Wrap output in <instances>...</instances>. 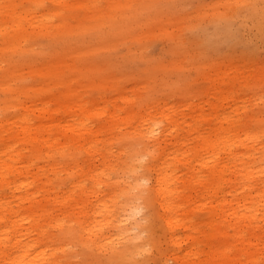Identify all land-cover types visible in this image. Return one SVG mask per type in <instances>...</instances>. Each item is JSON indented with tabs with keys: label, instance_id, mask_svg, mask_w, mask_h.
<instances>
[{
	"label": "bare ground",
	"instance_id": "bare-ground-1",
	"mask_svg": "<svg viewBox=\"0 0 264 264\" xmlns=\"http://www.w3.org/2000/svg\"><path fill=\"white\" fill-rule=\"evenodd\" d=\"M122 1L108 0L107 14L122 10ZM46 2L54 8L44 9ZM101 6L100 0H0V54L30 49V39L41 32L71 34L76 8L100 12ZM74 61L72 52L52 60L42 68L50 81L33 87H18L23 78L18 65L0 76V89L18 94L0 106V261L67 264L60 256L65 245L59 242L75 236L76 227L67 228L65 217L84 215L88 196L99 199L101 190L85 192L82 181L64 190L61 170L70 165L68 158L77 166L79 157L85 159V176L93 177L99 165L116 170L118 163L110 153L116 141L130 135L123 126L139 117L150 135L161 116L167 121L163 136L152 137V149L133 150L124 162L131 173L125 180L128 188L114 179L111 198L101 199L86 214L97 223L77 221L81 239L91 240L96 248H112V261L134 258L144 243L137 240L140 232L132 234L136 228L143 231L136 215L142 204L155 200L173 246L161 264H264V116L254 114L256 102L241 110L227 111L225 106L240 100L242 90L254 87L248 84L252 73L217 66L208 78L209 111L189 101L184 103L188 113L175 118L177 108L165 99L138 111L129 105L132 95L119 91L114 111L106 115L109 101L85 99L73 85L76 76H65L73 71ZM261 71L256 82L264 85ZM101 115L107 118L96 128L88 124ZM189 134L194 136L184 140ZM128 148L118 145L117 151ZM144 155L150 158L142 164ZM145 181L149 185L140 189ZM76 187L85 198L67 212L68 203L80 196ZM198 202L209 211L203 220L196 219ZM122 237L131 244L121 247Z\"/></svg>",
	"mask_w": 264,
	"mask_h": 264
},
{
	"label": "rangeland",
	"instance_id": "rangeland-1",
	"mask_svg": "<svg viewBox=\"0 0 264 264\" xmlns=\"http://www.w3.org/2000/svg\"><path fill=\"white\" fill-rule=\"evenodd\" d=\"M107 1L100 0L103 9L100 12L93 8H76L71 34L54 30L41 32L30 39V49L0 54V76L10 66L18 65V69L23 71L18 87H33L50 81L42 68L72 52L75 55L73 71L65 76H76L73 85L81 90L85 99L109 101L106 115L114 111L113 103L118 92L125 91L132 95L134 101L129 105L134 110L142 111L146 105L165 99L168 106L177 108L176 118L181 112L188 113L184 103L189 101L200 103L204 111H209L210 106L205 102L208 78L217 66H228L232 71L252 73L248 76V84L255 85L250 90H242V98L225 105L226 110H241L250 102H256L253 104L254 114L260 112L258 115L264 116V85L256 82L261 70L264 71V0H123L122 10L117 8L109 15L105 9ZM52 8V3L46 2L44 9ZM17 95L16 91L0 89V106L3 100ZM117 103L122 104L119 100ZM106 115L92 117L88 124L96 128L105 121ZM125 115L124 112L121 117ZM159 117L150 135H147L146 126L139 117L123 126L130 135L123 141H116L110 153L112 161L118 163L116 170L99 165L93 177L85 176L89 169L85 159L79 157L77 166L68 158L70 165L61 170L64 190L75 189L79 181H82L85 192L101 190L99 199L88 196L84 215L65 217L67 228L69 225L76 227L75 236H67L59 242V245H65L60 256L67 264H161L173 249L161 217V206L155 200L146 207L142 204L140 213L136 215L143 231L136 228L132 234L140 232L141 238L137 240L144 243L141 252L132 259H125L128 261H112V248L108 249L105 244L96 248L91 240L83 241L80 235L83 231L78 229L77 223L85 219L97 223L93 215L86 217V214H90L93 205L101 199L111 198L109 195L115 190L111 186L114 179L118 178L121 187L128 188L125 180L131 173L126 170L124 162L129 161L133 150L152 149L155 144L152 137L163 136L167 121ZM193 136L189 134L183 139L190 141ZM118 145L129 148L121 153L117 151ZM141 158L145 164L150 157L144 155ZM140 174L149 180L151 178L143 169ZM148 185L145 181L140 189ZM75 191L80 196L68 203L67 212L72 211L75 205L81 206L78 202L85 198L80 189L76 187ZM196 209V219L208 217V208H203L201 203H197ZM110 232L115 233L114 230ZM102 238L105 242L106 239ZM121 239V247L131 244L128 238ZM3 263L8 264L0 261Z\"/></svg>",
	"mask_w": 264,
	"mask_h": 264
}]
</instances>
